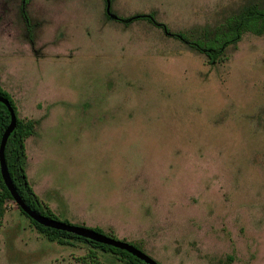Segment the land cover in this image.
Returning a JSON list of instances; mask_svg holds the SVG:
<instances>
[{"label": "rangeland", "instance_id": "rangeland-1", "mask_svg": "<svg viewBox=\"0 0 264 264\" xmlns=\"http://www.w3.org/2000/svg\"><path fill=\"white\" fill-rule=\"evenodd\" d=\"M253 3L264 8L0 0V86L35 123L25 175L57 221L157 264H264V34L245 33L214 64L171 36L192 39ZM91 253L126 264L49 241L7 202L0 264H93Z\"/></svg>", "mask_w": 264, "mask_h": 264}, {"label": "trees", "instance_id": "trees-1", "mask_svg": "<svg viewBox=\"0 0 264 264\" xmlns=\"http://www.w3.org/2000/svg\"><path fill=\"white\" fill-rule=\"evenodd\" d=\"M104 1L106 3V0ZM134 20H146L153 23L151 16H136L130 18L129 21ZM158 26L166 32L164 26ZM245 33L257 35L264 34V8L254 3L245 5L240 9L239 13L227 17L220 25L214 28H202L193 32L192 39L179 34H172L171 36L186 44L191 50L203 54L207 58V63L214 64L224 61L225 58L223 57V53L225 49L229 46L236 45ZM0 97H3L9 102L16 116L15 130L10 135L5 147V159L13 185L21 199L31 210L47 218L57 220L50 208L38 198L28 185L25 175V141L33 135L35 123L34 121L21 119L19 117L16 105L10 94L1 86ZM9 123V112L7 108L0 103V141ZM9 201L13 202L0 176V224L6 211V204ZM17 209L49 241H55L60 244H68L70 240L81 241L93 247L101 248L105 252L120 256L126 264H144L124 251L93 243L66 232L42 227L27 217L18 207ZM94 230L100 232L98 228ZM90 258L93 264H98L97 258L93 253H91Z\"/></svg>", "mask_w": 264, "mask_h": 264}, {"label": "water", "instance_id": "water-1", "mask_svg": "<svg viewBox=\"0 0 264 264\" xmlns=\"http://www.w3.org/2000/svg\"><path fill=\"white\" fill-rule=\"evenodd\" d=\"M108 2H107V13L108 11ZM0 103L3 104L10 115V123L6 130L4 131L1 141H0V176L4 183V186L8 190L13 202L16 204V206L32 221L37 223L38 225L49 228L56 231L66 232L68 234H72L76 237L91 241L93 243L105 245L108 247H112L121 251H124L131 255L132 257H135L139 261L143 262L144 264H157L155 261H153L151 258L143 254L141 251L135 249L133 246L115 240L111 237H107L105 235L100 234L99 232H96L95 230H89L82 227L72 226L68 225L62 222H59L54 219L47 218L45 216H42L35 211L31 210L21 199L19 194L16 191V188L13 185V182L10 178L7 163L5 159V147L7 144V141L10 137V135L13 133L16 127V116L11 108V105L9 102L4 99L3 97H0Z\"/></svg>", "mask_w": 264, "mask_h": 264}]
</instances>
